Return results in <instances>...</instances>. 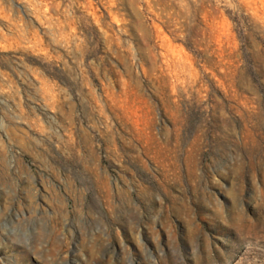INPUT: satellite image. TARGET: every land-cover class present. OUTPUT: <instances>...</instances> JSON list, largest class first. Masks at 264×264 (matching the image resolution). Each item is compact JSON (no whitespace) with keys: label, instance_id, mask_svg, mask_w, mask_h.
<instances>
[{"label":"rangeland","instance_id":"obj_1","mask_svg":"<svg viewBox=\"0 0 264 264\" xmlns=\"http://www.w3.org/2000/svg\"><path fill=\"white\" fill-rule=\"evenodd\" d=\"M0 264H264V0H0Z\"/></svg>","mask_w":264,"mask_h":264}]
</instances>
